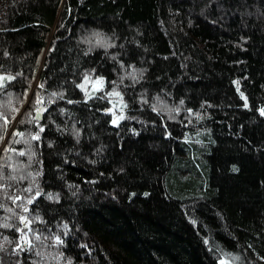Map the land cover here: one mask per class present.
Instances as JSON below:
<instances>
[{
    "label": "trees",
    "instance_id": "obj_1",
    "mask_svg": "<svg viewBox=\"0 0 264 264\" xmlns=\"http://www.w3.org/2000/svg\"><path fill=\"white\" fill-rule=\"evenodd\" d=\"M0 74V264H264V0H0Z\"/></svg>",
    "mask_w": 264,
    "mask_h": 264
},
{
    "label": "snow or ice",
    "instance_id": "obj_2",
    "mask_svg": "<svg viewBox=\"0 0 264 264\" xmlns=\"http://www.w3.org/2000/svg\"><path fill=\"white\" fill-rule=\"evenodd\" d=\"M97 35H98V34H97ZM97 42H99V39H98ZM105 46H107V45H105ZM3 76H4V74H0V83H3ZM7 79H8V80H12V79H14V77L11 76V75H7ZM96 79H97V81H102V80H103V77H97ZM84 80H85V81H88V77L85 76V77H84ZM97 86H102V85H99V84H98ZM41 87H43V85H41ZM79 87L84 88V87H85L84 83H81V84L79 85ZM85 91H87V89H85ZM241 95H243V93H241ZM85 98H87V96H86ZM41 99H42V98L39 97V95H38V96H37V101H36L37 104L40 103ZM21 103H23V101H21ZM181 104H183V100H181ZM247 106H248V105L245 104V107H247ZM42 110H43L42 108H37V109H36V111H37L38 114H39V112L42 111ZM18 111H19V109H14L13 115H15V112H18ZM105 111H111V109H105ZM177 111H179V109H177ZM189 111H192V110L189 109ZM260 111H261L262 114H264V108H261ZM0 116H3V119H4V126L7 127V124H8V117H7L6 115H4V113H2V112H0ZM112 123H114V124L117 123V120H116V119H113ZM40 130H41V131L44 130V126H43L42 124L40 125ZM34 138L39 139V133H35V134H34ZM0 139H3V137L0 136ZM234 168H235V166H234ZM236 170H238V169H236ZM36 195H39V192H37ZM145 195H147V193H145ZM49 198H50V199H59L58 196H54L53 194H49ZM16 199H19V197H16ZM29 202H31V201H29ZM25 211H27V209H25ZM20 219H21V220H26L27 218L24 217V216H21ZM5 226H6V227H11V225H8V224H5ZM5 239H7V238H5ZM21 239H22V241H23V240L25 239V237H21ZM55 239H56L58 242L63 243V241L61 240V238H60L59 236H57ZM27 243L30 244V243H31V240L28 239V240H27ZM20 246H21V245H19V244L16 245V247H17L18 249L20 248ZM262 259H264V257H262ZM220 264H231V262H230L229 260H225V259L222 258Z\"/></svg>",
    "mask_w": 264,
    "mask_h": 264
},
{
    "label": "rangeland",
    "instance_id": "obj_3",
    "mask_svg": "<svg viewBox=\"0 0 264 264\" xmlns=\"http://www.w3.org/2000/svg\"><path fill=\"white\" fill-rule=\"evenodd\" d=\"M88 82L90 83V80ZM98 84L101 85V81L95 80V81L92 82L91 88L89 90V91H91V94H93L97 89H99L100 86H97ZM33 89H34V87L29 92L28 97H30L32 95ZM121 105H122V102H121V100L119 99V97L117 95L116 98H112L110 100L109 105H108V108L111 107V108H114L115 110L116 109H121ZM37 108H39V105L38 104H36L35 107H34L35 116H36V113H37V111H36ZM114 109H113V112H111V113H114L115 112ZM3 145H4V142L2 143L1 147H3ZM225 260H229L230 262H232L229 257H226Z\"/></svg>",
    "mask_w": 264,
    "mask_h": 264
},
{
    "label": "water",
    "instance_id": "obj_4",
    "mask_svg": "<svg viewBox=\"0 0 264 264\" xmlns=\"http://www.w3.org/2000/svg\"><path fill=\"white\" fill-rule=\"evenodd\" d=\"M41 108H42V107H41ZM42 109H43V108H42ZM42 112H43V110H42V111H40V112H39V114H38V113H36V117L40 119V118H41V116H42Z\"/></svg>",
    "mask_w": 264,
    "mask_h": 264
},
{
    "label": "bare ground",
    "instance_id": "obj_5",
    "mask_svg": "<svg viewBox=\"0 0 264 264\" xmlns=\"http://www.w3.org/2000/svg\"><path fill=\"white\" fill-rule=\"evenodd\" d=\"M5 75V74H4ZM50 232V231H49Z\"/></svg>",
    "mask_w": 264,
    "mask_h": 264
}]
</instances>
